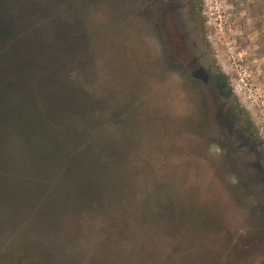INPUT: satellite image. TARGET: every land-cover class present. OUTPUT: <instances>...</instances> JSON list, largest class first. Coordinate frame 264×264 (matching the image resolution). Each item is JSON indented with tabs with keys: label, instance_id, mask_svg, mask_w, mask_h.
Masks as SVG:
<instances>
[{
	"label": "trees",
	"instance_id": "1",
	"mask_svg": "<svg viewBox=\"0 0 264 264\" xmlns=\"http://www.w3.org/2000/svg\"><path fill=\"white\" fill-rule=\"evenodd\" d=\"M94 1L0 10V200L21 219L0 225V264H170L185 256L186 225L218 224L172 199L204 179L184 159V124L157 116L171 139L154 161V120H140L108 65L91 64V42L107 39L88 17Z\"/></svg>",
	"mask_w": 264,
	"mask_h": 264
},
{
	"label": "rangeland",
	"instance_id": "2",
	"mask_svg": "<svg viewBox=\"0 0 264 264\" xmlns=\"http://www.w3.org/2000/svg\"><path fill=\"white\" fill-rule=\"evenodd\" d=\"M15 1L0 0V10ZM95 1L88 17L99 29L95 34L101 31L107 39L103 34L102 39L91 42V64L94 68L108 65L122 98L128 100L126 95H130L131 99L137 97V104L142 103L134 108L142 113L140 120L145 115L154 120L148 126L156 137L152 159L160 161L164 157L162 152L171 139L161 130L160 117L172 129L184 124L183 140L178 141L186 149L184 159L203 169L198 192L188 189L189 193L172 199L175 204H184L191 215L213 212L218 224L186 225L182 231L185 256L173 257L170 264H264V195L255 191L260 186L250 185V166L227 153L228 149L218 148L219 138H213L203 128V111H198L201 100L198 102L193 88L183 80L182 71L170 64L174 49L168 44L169 39H176L180 49H190L195 41L198 49L206 50L208 61L226 77L245 122L264 144V0H200L203 18L196 23H179L186 30L198 25L202 40L197 34L186 41L181 39L180 31L175 37L165 36L156 14L144 0ZM157 196L160 198L159 192ZM3 201L0 200V225H8L4 231L8 233L10 224L21 219L16 220ZM122 236L129 234L123 232ZM154 236L150 237L157 240ZM20 238L24 240L22 233ZM156 247L160 246H153L155 250ZM147 248L149 253L153 249ZM127 251L135 253L130 248ZM142 262L146 264V260Z\"/></svg>",
	"mask_w": 264,
	"mask_h": 264
},
{
	"label": "flooded vegetation",
	"instance_id": "3",
	"mask_svg": "<svg viewBox=\"0 0 264 264\" xmlns=\"http://www.w3.org/2000/svg\"><path fill=\"white\" fill-rule=\"evenodd\" d=\"M150 5L159 22V26L170 37L181 32V39L187 40L202 30L196 25L189 30L179 22H199L202 16L200 0H144ZM168 24V26H167ZM166 26V27H165ZM182 28V30H179ZM168 29V31H166ZM198 36V35H197ZM171 38V37H170ZM174 49L171 63L173 68L182 71L198 102V111H203L202 126L213 138H219V147L228 149L227 153L238 156L242 164L250 166L253 172L251 187L260 186L255 190L264 195V144L257 136L251 125L245 122L242 111L227 87V79L223 76L212 61H208L205 49H198L192 41L190 49L179 48L180 42L169 39ZM170 60V59H169ZM201 73L202 76H197ZM187 83V82H186ZM191 97V96H190ZM204 130V131H205Z\"/></svg>",
	"mask_w": 264,
	"mask_h": 264
},
{
	"label": "water",
	"instance_id": "4",
	"mask_svg": "<svg viewBox=\"0 0 264 264\" xmlns=\"http://www.w3.org/2000/svg\"><path fill=\"white\" fill-rule=\"evenodd\" d=\"M197 76H202L201 73H199V75L197 74ZM49 244V243H48ZM77 244V243H76ZM52 248H54V245H50ZM55 249V248H54Z\"/></svg>",
	"mask_w": 264,
	"mask_h": 264
}]
</instances>
